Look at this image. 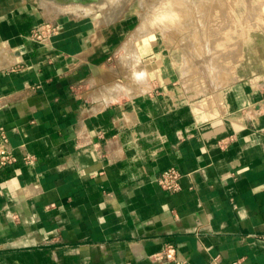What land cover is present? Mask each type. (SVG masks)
I'll return each instance as SVG.
<instances>
[{"label": "crops", "instance_id": "1", "mask_svg": "<svg viewBox=\"0 0 264 264\" xmlns=\"http://www.w3.org/2000/svg\"><path fill=\"white\" fill-rule=\"evenodd\" d=\"M46 1L0 0V127L16 155L0 169V264H175L167 245L181 264H264L262 86L194 95L134 15ZM128 39L146 79L111 100L102 76ZM169 167L174 191L157 183Z\"/></svg>", "mask_w": 264, "mask_h": 264}, {"label": "rangeland", "instance_id": "2", "mask_svg": "<svg viewBox=\"0 0 264 264\" xmlns=\"http://www.w3.org/2000/svg\"><path fill=\"white\" fill-rule=\"evenodd\" d=\"M46 2L60 12L70 9L76 14L95 15L109 22L134 15L139 23L138 33H156L168 46L180 84L194 95L209 93L236 80H249L264 87V0H234V9L232 0ZM224 9L228 11L224 12ZM240 22H246V27L242 28ZM252 36L260 37L259 58L249 49L248 40ZM108 69L102 77H106V84H103L111 100L139 92L140 83L146 79L131 39H128L124 51L112 56Z\"/></svg>", "mask_w": 264, "mask_h": 264}, {"label": "built area", "instance_id": "3", "mask_svg": "<svg viewBox=\"0 0 264 264\" xmlns=\"http://www.w3.org/2000/svg\"><path fill=\"white\" fill-rule=\"evenodd\" d=\"M55 28L52 27L51 24H45L40 28L36 29L32 32V36L35 39L40 41H44L48 35L46 32H54ZM262 93L264 97V87L262 88ZM16 159V155L13 151V148L9 144V139L6 131L0 127V169L8 166L9 164L13 163ZM182 177V173L175 167H169L162 170L158 177L157 183L160 187L167 191H174L179 188V180ZM162 256L167 261H172L175 264H181L179 261L176 260L175 257V248L172 245H167L163 252ZM235 264V263H234Z\"/></svg>", "mask_w": 264, "mask_h": 264}, {"label": "bare ground", "instance_id": "4", "mask_svg": "<svg viewBox=\"0 0 264 264\" xmlns=\"http://www.w3.org/2000/svg\"><path fill=\"white\" fill-rule=\"evenodd\" d=\"M179 1V0H178ZM229 1V0H228ZM233 2H232V8H233V4H234V0H232ZM175 2V1H174ZM177 2V1H176ZM183 2V1H182ZM225 2V1H224ZM228 3V2H227ZM236 3V2H235ZM173 4V3H172ZM184 4L185 3H183V6H184ZM221 4V3H220ZM226 4V3H225ZM230 5H231V3H229ZM197 5V4H196ZM200 5V4H199ZM199 5H197V6H199ZM219 5V4H218ZM222 5H224L223 3H222ZM236 5V4H235ZM235 5H234V7H235ZM179 6V5H178ZM192 6V5H191ZM217 6V5H216ZM225 6V5H224ZM224 6H219V7H221V8H223ZM254 6V5H253ZM174 7V6H173ZM218 7V6H217ZM179 8V7H178ZM177 8V9H178ZM183 9H184V7H182ZM205 8V7H204ZM220 8V9H221ZM227 8V7H226ZM225 8V9H226ZM232 8H230V11H231V9ZM240 8H241V5H240ZM240 8H239V10H240ZM89 9V8H88ZM181 9V8H180ZM199 9V8H198ZM197 9V10H198ZM218 9V8H217ZM224 9V10H225ZM234 9V8H233ZM233 9H232V11H233ZM179 10V9H178ZM228 10H229V8H228ZM228 10H225L224 12H226V11H228ZM186 11H188V10H186ZM202 11V10H201ZM218 11V10H217ZM229 11V14L231 15V13L232 12H230ZM247 11V10H246ZM249 11V10H248ZM176 12V11H175ZM191 12V11H190ZM214 12V11H213ZM183 14H184V12H182ZM222 13H223V10H222ZM221 13V16H223V14ZM190 14V13H189ZM192 14V13H191ZM227 15V14H226ZM220 16V17H221ZM226 17H228V16H226ZM231 17H232V19H233V16L231 15ZM230 18V17H229ZM234 18H236V17H234ZM262 18H263V16H262ZM197 21V20H196ZM231 21H235V19H233V20H231ZM242 21V20H241ZM232 23V22H231ZM245 24H246V22H244V23H242V22H240V26L242 27V28H245L246 26H245ZM171 25V24H170ZM225 25H230V23L228 24V23H226ZM247 25V24H246ZM239 27V26H238ZM248 42H249V49H250V52H251V54L253 55V56H255V57H257V58H259L260 56H259V54H258V52H259V49H260V37H250V39L248 40ZM248 58V57H247ZM143 76V75H142ZM141 75H140V77H142ZM136 77H137V75H136ZM139 77V76H138ZM137 77V78H138ZM145 77V76H144ZM123 88V87H122ZM119 91V90H118ZM115 95H116V93H115Z\"/></svg>", "mask_w": 264, "mask_h": 264}, {"label": "water", "instance_id": "5", "mask_svg": "<svg viewBox=\"0 0 264 264\" xmlns=\"http://www.w3.org/2000/svg\"><path fill=\"white\" fill-rule=\"evenodd\" d=\"M48 1V0H47ZM50 1H55V0H50ZM70 1H73V2H76V3H82V4H87L89 2H92V1H97V0H70ZM46 6H50L48 3H46ZM54 8V7H53ZM57 11V10H56ZM60 13V11H57Z\"/></svg>", "mask_w": 264, "mask_h": 264}]
</instances>
